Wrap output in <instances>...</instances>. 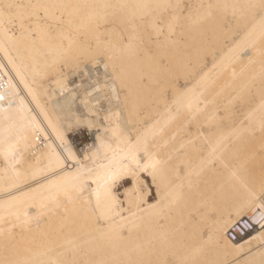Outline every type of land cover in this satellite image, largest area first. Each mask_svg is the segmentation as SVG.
I'll list each match as a JSON object with an SVG mask.
<instances>
[{
  "label": "bare ground",
  "instance_id": "6f19581e",
  "mask_svg": "<svg viewBox=\"0 0 264 264\" xmlns=\"http://www.w3.org/2000/svg\"><path fill=\"white\" fill-rule=\"evenodd\" d=\"M262 186L264 0H0V264H264Z\"/></svg>",
  "mask_w": 264,
  "mask_h": 264
},
{
  "label": "snow or ice",
  "instance_id": "6c2138e0",
  "mask_svg": "<svg viewBox=\"0 0 264 264\" xmlns=\"http://www.w3.org/2000/svg\"><path fill=\"white\" fill-rule=\"evenodd\" d=\"M149 167L148 164H145V169H147ZM152 167H155V164L152 165ZM118 173H111L108 176V179L114 180L116 179ZM251 200H252V204H251V209L252 211L255 213L256 211H259L261 213V219H264V186L261 187L259 193L256 192H252L251 194ZM259 201V203L257 204L256 201ZM97 207L99 208V201L97 203Z\"/></svg>",
  "mask_w": 264,
  "mask_h": 264
},
{
  "label": "rangeland",
  "instance_id": "374dc122",
  "mask_svg": "<svg viewBox=\"0 0 264 264\" xmlns=\"http://www.w3.org/2000/svg\"><path fill=\"white\" fill-rule=\"evenodd\" d=\"M89 134H90V137H92L91 133H89ZM144 178H145L146 182L148 183V185L150 187V194H149L148 198H149L150 201H152L153 198H154V188L151 186L149 178L145 177V176H144ZM126 183H127V181H126ZM121 188H122V186H118V190H120Z\"/></svg>",
  "mask_w": 264,
  "mask_h": 264
}]
</instances>
